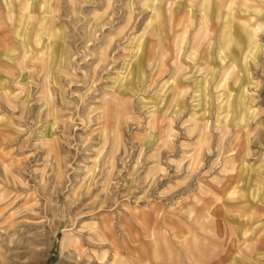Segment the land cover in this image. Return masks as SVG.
Instances as JSON below:
<instances>
[{"label":"rangeland","instance_id":"obj_1","mask_svg":"<svg viewBox=\"0 0 264 264\" xmlns=\"http://www.w3.org/2000/svg\"><path fill=\"white\" fill-rule=\"evenodd\" d=\"M260 3L0 0V264H264Z\"/></svg>","mask_w":264,"mask_h":264},{"label":"crops","instance_id":"obj_2","mask_svg":"<svg viewBox=\"0 0 264 264\" xmlns=\"http://www.w3.org/2000/svg\"><path fill=\"white\" fill-rule=\"evenodd\" d=\"M205 9H209V3L205 2ZM261 9L263 10V18H258V17H253L252 18V23L248 24V26H250V35H252L253 39L258 40L257 43L261 45H263L264 42V3H262L261 0ZM224 6V5H223ZM223 6L219 7L218 13H217V19L218 21V27H220V30H222V35H220L219 41L220 43H225V44H230L231 43V39L233 38L230 34V30L232 29L231 24H228V19L227 17H225L224 13H222L221 11L223 10ZM232 5H228L226 6V8H231ZM231 10V9H229ZM260 11V10H259ZM236 23V22H235ZM235 25V24H234ZM211 32V30H210ZM215 32V31H214ZM213 32V34H215ZM212 45H214V42L212 43ZM223 52V51H222ZM221 52V53H222ZM224 83V82H223Z\"/></svg>","mask_w":264,"mask_h":264},{"label":"clouds","instance_id":"obj_3","mask_svg":"<svg viewBox=\"0 0 264 264\" xmlns=\"http://www.w3.org/2000/svg\"><path fill=\"white\" fill-rule=\"evenodd\" d=\"M262 3H264V0H262ZM0 120H3V117H0ZM18 131L23 133L25 131V129L19 128ZM95 150L98 151L99 157H103L104 151H105V148L103 146L100 147L99 149H95ZM2 163H3V161H0V164H2ZM97 163L98 162L94 161V168L92 171H103V168L97 166ZM51 166H52L51 164L48 165V167H51ZM4 167L6 170H8L10 168V165H5ZM104 167H107V165H105ZM90 175H91V173H90ZM41 184H42V186L46 187V185H44L43 179L41 181ZM21 186H23L25 189H27L29 187L26 182H21ZM15 194H16L15 192L9 193L8 188H6L4 186V184L0 183V202H3L4 200L10 198V196H14ZM244 247H247V245H244Z\"/></svg>","mask_w":264,"mask_h":264},{"label":"bare ground","instance_id":"obj_4","mask_svg":"<svg viewBox=\"0 0 264 264\" xmlns=\"http://www.w3.org/2000/svg\"><path fill=\"white\" fill-rule=\"evenodd\" d=\"M243 101H244V100H243ZM246 104H247V103H246ZM240 107H241V106H240ZM76 241H77V243H78V242H79V239H77Z\"/></svg>","mask_w":264,"mask_h":264}]
</instances>
